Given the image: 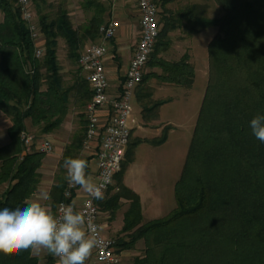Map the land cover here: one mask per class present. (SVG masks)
Wrapping results in <instances>:
<instances>
[{
    "label": "trees",
    "instance_id": "16d2710c",
    "mask_svg": "<svg viewBox=\"0 0 264 264\" xmlns=\"http://www.w3.org/2000/svg\"><path fill=\"white\" fill-rule=\"evenodd\" d=\"M154 1L159 8L160 32L147 63L150 71L137 88L144 120H156L159 108L168 102L152 99L153 91L146 87L150 79L187 90L194 83L187 54L176 62L159 57L169 47L168 34L182 29L190 37L209 28L217 33L208 44V84L174 186L176 207L163 218L143 222L138 195L122 183L142 141L129 142L115 186L98 201L100 211L111 219L127 204L115 247L118 252L133 251L141 242V254L132 264H264V143L249 126L257 114L264 115V0H214L224 14L213 19L205 17L204 5L173 11L169 6L180 0ZM31 2L44 39L41 58L34 57L35 45L14 0H0V111L12 123L7 131L10 142L0 149V188L10 184L0 194V209L24 207L36 191L37 171L45 154L26 153L18 163L25 122L29 120L48 134L60 126L72 101L81 109L91 100L88 82L79 71L71 85H64L58 40L65 42L67 58L76 64L84 44L98 38L104 23L105 9L94 1L87 3L94 7L93 16L79 29L73 28L64 9L50 20L40 7L46 0ZM85 128L72 136L58 163L59 175L49 194L53 212L63 200L67 184L63 160L77 157ZM167 131L165 128L159 138L146 142L162 145ZM48 263L54 264L51 256ZM0 264H37V260L31 250L17 255L0 253Z\"/></svg>",
    "mask_w": 264,
    "mask_h": 264
},
{
    "label": "built area",
    "instance_id": "2783aa9c",
    "mask_svg": "<svg viewBox=\"0 0 264 264\" xmlns=\"http://www.w3.org/2000/svg\"><path fill=\"white\" fill-rule=\"evenodd\" d=\"M139 15L140 37L129 62L128 68L120 82V88L115 94L110 93V82L105 62L111 57L109 43L116 36L120 28L117 20L104 22L98 31V38L81 51L78 58V67L87 80L92 93L90 102L84 110L86 122L82 149L88 150L91 144L96 143L94 158L97 163L96 181L108 177L105 196L113 186L117 173L121 170L125 152L131 138L133 123L135 92L140 86L145 74L146 66L154 51L159 37V8L154 0H132ZM19 9L20 17L28 30L30 39L35 45L34 57L41 58L43 49L37 44L40 40V28L35 17L31 0H14ZM105 118H101V114ZM23 146V155L35 149L37 152L50 154L53 151L52 143L48 140L37 142L35 137L27 131L20 134ZM78 186L66 184L63 200L58 204H71L76 196ZM98 201L85 193L84 200L77 210L90 215L94 223L99 226V238L102 243L93 250L95 264H118L120 254L115 247V241L103 234L101 226V211ZM58 264V258H56Z\"/></svg>",
    "mask_w": 264,
    "mask_h": 264
},
{
    "label": "rangeland",
    "instance_id": "374dc122",
    "mask_svg": "<svg viewBox=\"0 0 264 264\" xmlns=\"http://www.w3.org/2000/svg\"><path fill=\"white\" fill-rule=\"evenodd\" d=\"M46 1L47 2L45 4H40L43 15H46L51 20L55 18L60 9H64V5L66 7L70 5L67 12L69 19L73 28L79 29L80 27L86 25L94 14V10L89 9L87 3L92 1L97 3L100 1L101 3L103 0ZM124 1L127 5L126 7L128 9V15L130 18L134 19L139 31V15L134 2L132 0ZM191 4H200L206 6L207 12L205 17L209 19L218 18L224 14L222 7L214 0H180L169 7H171L173 11H176ZM32 7H34L33 4ZM34 13L36 19L38 20V14L35 7ZM216 33L217 30L215 28L206 29L202 34H193L190 37H188L185 31L182 29L170 32L167 36L170 41L169 47L166 51L159 54V57L167 62H176L186 54L189 56V64L194 69V85L192 90L187 91V89L183 87L173 84L161 83L156 79H150L146 83V87H149L152 89V91L153 85L165 87L166 90H164L165 92L162 93L163 96H169L173 98V102L164 107L162 110V117L164 119H172L174 124L178 126V131H176L171 136L168 145L164 149L157 151L151 150L148 146H143L138 152L136 162L129 168V171L127 172V185L133 186L134 188L139 189L141 192L142 205L145 208V214L142 217L144 223L149 222L150 220L163 218L176 207L174 184L181 175L196 119L208 84L209 62L207 48L208 44L214 38ZM96 40L93 42H96ZM93 42H86L82 50H84L87 45ZM62 56L63 55L61 54L60 60L62 61L64 70H68L69 66ZM70 65H72L74 68L69 70V72L66 71L63 73L65 86L71 84L72 75H76L78 71L80 72L78 64L73 65V63H70ZM149 71L150 69L148 66H146L145 73H148ZM154 71L160 73L159 69H155ZM138 105L141 110V105L139 102ZM133 107L135 109V106ZM79 112L80 113L77 116L78 119L76 127L74 128L75 133H77L82 127H86V125L82 124L84 114L82 115V110ZM148 123L150 124L151 122H144V124ZM151 126H153V124H151ZM115 184L116 180L114 179V184L112 187H114ZM112 193L113 192H110V194ZM124 206L125 204L122 205L120 212L117 214L116 218L118 219V223L121 219V214L125 209ZM102 213L103 212H101V214ZM102 217V221L105 222L104 218L106 217ZM108 232V238L112 240L117 238V235H115L112 230H109ZM142 249L143 244L139 242L132 251V256L140 255Z\"/></svg>",
    "mask_w": 264,
    "mask_h": 264
},
{
    "label": "crops",
    "instance_id": "0c3cea01",
    "mask_svg": "<svg viewBox=\"0 0 264 264\" xmlns=\"http://www.w3.org/2000/svg\"><path fill=\"white\" fill-rule=\"evenodd\" d=\"M103 1L101 3L99 1V4H101L105 9L103 22L114 19L120 23V28L117 31L115 38L111 40L108 45L111 57L108 58L105 62L106 70H107V74H108V78L110 82V93L115 94L116 91H118V89L120 88V82L122 80V76L126 72L129 62L136 48L137 42L140 37V29L138 31L136 22L134 21V19L129 17L128 9L126 7L127 5L124 0H103ZM69 7L70 5H68L67 7L64 5V10L65 11L67 10L66 12H68ZM88 7L89 9L94 10L93 6H88ZM33 10H34V7H33ZM2 20H3V16L0 13V23L2 22ZM204 31L200 32L197 35L202 34ZM37 46L43 49L44 39L42 35L40 37V40ZM61 54L63 55L62 57L66 61L67 65L69 66L68 70H64V66L62 64V61L60 60ZM57 59L62 68L61 69L62 76L64 72L66 71L69 72V70H72L74 68L72 65H70V63H73V62H71L67 58L65 42L61 39H59L57 42ZM74 64L75 63H73V65ZM79 74L83 77L81 71L79 72ZM74 76L75 75L71 76L72 77L71 84L74 82ZM192 88L187 91L192 90ZM164 90H166L165 87L153 85L152 99L154 101H159V100L168 101L167 103H165L159 108L158 118L156 120H144L142 118L141 110L139 108L138 100H137L138 99L137 90L135 92V99H134V105H133L135 106V109L133 112V123H131L132 131H131L130 145L134 144L136 141H142V142L138 144L134 150L133 161L128 166L127 170L125 171L123 178H122V183L124 186L131 189L134 193L138 195L139 200H140V205H141L142 217L145 214V208L142 205L141 192L139 191V189H136L133 186L127 185L126 183L127 172L129 171V168L132 165H134V163L136 162L138 152L139 150H141L143 146H148L150 147L151 150H157V151L164 149L168 145L171 136L176 131H178V126L174 124L172 119H164L162 117V110L164 109V107H166L167 105L173 102L172 97L163 96L162 93L165 92ZM80 110H82V114H84L85 108L80 109L76 107L72 101V104L70 105L67 111V114L64 117L60 126L48 134L41 133L39 127H33L29 120L25 122L26 131L29 132L31 135H33L37 142L48 140L52 143V146H53L52 153L45 154L44 158L42 159L41 166L37 171L38 184L36 187V191L27 200V203L41 201L42 195L44 193H47L49 195L51 192V189L56 185V179H57V176L59 175L58 163L63 156L66 146L69 145L72 136L75 134L74 128L76 127V123L78 119L77 116L80 113L79 112ZM101 118L102 119L105 118L104 113L101 114ZM82 121L83 122L85 121L84 116H83ZM144 122H151V123L144 124ZM151 124H153V126H151ZM11 125H12L11 120L0 111V149L6 146L7 144H9L10 142L7 131L11 127ZM165 128L168 129L167 138H166V141L162 145L153 146L146 142V141H151V140L159 138ZM95 150H96V143H93L91 144L88 150H83L81 148V150L78 152L79 158H83L88 161L89 167L87 169V174L90 175L94 180H96L97 172H98L97 163L94 158ZM33 151H36V150L32 149L28 153H31ZM20 161L21 160H19L18 163ZM9 187H10L9 183L3 184L0 188V194L1 195L4 194V192ZM84 196H85V192L83 191V189H81L78 186L77 193L74 199V201L76 202L77 209L82 204L84 200ZM41 202L49 205V200L41 201ZM124 207L125 209L121 214V219L119 220V223L116 217H117L118 212H120V210L115 214V217H114L115 219H111L108 213H102L103 215L101 214V226L103 228V234L105 237L108 238L109 230H112V232L118 236L122 228V225H123L122 223L123 214L127 209V204H125ZM102 216L106 217L104 218L105 222L102 221L103 219ZM119 254H120V262L118 264H132L134 257L138 256V255L132 256V251H122V252H119ZM31 256L37 260V264H49L48 257L51 256L54 264H56V261H55L56 257L50 255L44 249H41L38 253H35V254L31 251ZM86 264H95L93 252H92V255L89 257V259L86 261Z\"/></svg>",
    "mask_w": 264,
    "mask_h": 264
},
{
    "label": "clouds",
    "instance_id": "9594fccd",
    "mask_svg": "<svg viewBox=\"0 0 264 264\" xmlns=\"http://www.w3.org/2000/svg\"><path fill=\"white\" fill-rule=\"evenodd\" d=\"M249 126L254 137L264 143V115L257 114ZM63 167L69 185L79 186L93 199L105 198L109 179L96 181L88 175L86 159L67 157ZM49 199L47 193L41 197V201ZM41 201L0 209V253L17 255L31 250L35 254L44 249L58 258V264H86L93 250L102 243L99 226L90 215L77 210L75 201L61 205L58 212Z\"/></svg>",
    "mask_w": 264,
    "mask_h": 264
}]
</instances>
